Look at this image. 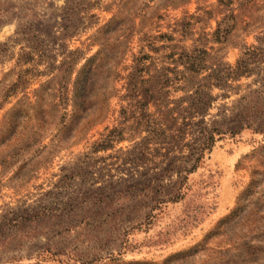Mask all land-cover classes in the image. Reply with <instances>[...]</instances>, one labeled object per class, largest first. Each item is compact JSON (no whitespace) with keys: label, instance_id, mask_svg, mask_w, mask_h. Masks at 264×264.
<instances>
[{"label":"rangeland","instance_id":"1","mask_svg":"<svg viewBox=\"0 0 264 264\" xmlns=\"http://www.w3.org/2000/svg\"><path fill=\"white\" fill-rule=\"evenodd\" d=\"M0 264H264V0H0Z\"/></svg>","mask_w":264,"mask_h":264},{"label":"trees","instance_id":"2","mask_svg":"<svg viewBox=\"0 0 264 264\" xmlns=\"http://www.w3.org/2000/svg\"><path fill=\"white\" fill-rule=\"evenodd\" d=\"M240 64V63H239ZM239 66V65H238ZM243 67H244V65H242V63H241V74L242 73H246L248 70H243ZM203 71V69L200 67V68H196L195 70H194V72H195V74H200L201 72ZM238 71H239V69H238ZM239 75V74H238ZM207 80L208 79H210V78H206ZM24 84H25V82H24ZM206 133V132H205ZM206 135V134H205ZM207 135H208V139L206 140L207 142H206V144H204L205 146H204V149H211V147L213 146V143H214V138L212 137V135H211V131H209V133H207ZM204 149H202V151L204 150ZM201 157V156H200ZM201 161V158H199V160H197L196 161V163H199Z\"/></svg>","mask_w":264,"mask_h":264}]
</instances>
